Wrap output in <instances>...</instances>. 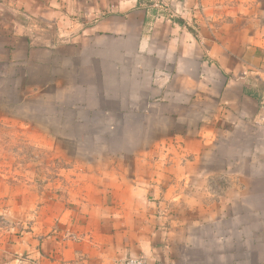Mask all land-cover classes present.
Wrapping results in <instances>:
<instances>
[{"label": "crops", "instance_id": "obj_1", "mask_svg": "<svg viewBox=\"0 0 264 264\" xmlns=\"http://www.w3.org/2000/svg\"><path fill=\"white\" fill-rule=\"evenodd\" d=\"M172 8L0 0V84L38 137L125 156L56 168L67 194L0 227V264H264V0Z\"/></svg>", "mask_w": 264, "mask_h": 264}, {"label": "rangeland", "instance_id": "obj_2", "mask_svg": "<svg viewBox=\"0 0 264 264\" xmlns=\"http://www.w3.org/2000/svg\"><path fill=\"white\" fill-rule=\"evenodd\" d=\"M2 87L0 84V227L12 230L25 222L23 229H28L30 221H34L30 215L45 217L49 213L45 209L47 201H56L54 195L63 191L61 186L51 185L58 172L56 168L62 163L88 164L85 168L92 169L102 161H125V156L91 154L89 151L99 149L100 144L85 141L78 146L79 152L71 140L59 139L51 146L53 141L37 135L45 133L47 127L44 107L17 106L21 93L2 90ZM113 144L120 146L119 141ZM222 158V155L215 156L210 164L219 167ZM198 208L205 209L201 204ZM214 226L225 225L219 220Z\"/></svg>", "mask_w": 264, "mask_h": 264}, {"label": "built area", "instance_id": "obj_3", "mask_svg": "<svg viewBox=\"0 0 264 264\" xmlns=\"http://www.w3.org/2000/svg\"><path fill=\"white\" fill-rule=\"evenodd\" d=\"M151 6L156 9L157 17H166L169 15V18L174 15L173 0H150ZM264 104V99H263ZM117 264H148L145 258L139 256H129L123 260L117 262Z\"/></svg>", "mask_w": 264, "mask_h": 264}]
</instances>
